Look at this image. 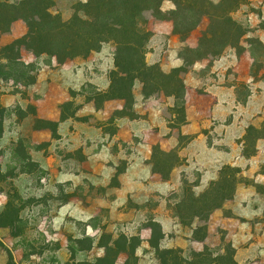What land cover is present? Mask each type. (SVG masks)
Masks as SVG:
<instances>
[{"label": "crops", "instance_id": "crops-1", "mask_svg": "<svg viewBox=\"0 0 264 264\" xmlns=\"http://www.w3.org/2000/svg\"><path fill=\"white\" fill-rule=\"evenodd\" d=\"M209 2L220 7L204 11L199 25L187 38L186 44L194 54L196 68L212 65L213 74L217 77V80L208 86L213 100V132L225 131V139H235L237 130L242 129V124H248L245 118H238L236 109L239 107L254 108L251 115L254 125L264 122V78H261L264 76V57H257L253 47L254 40L264 46V0ZM162 30L170 32V24L156 26L158 33L162 34ZM152 39L141 43L140 47H119L116 57L113 58L117 63L115 70H119L121 65L119 72L134 71L143 64L158 62L159 47H154L156 44ZM95 55L105 61L112 58L106 56L104 49ZM92 59L93 57L84 61L83 65L87 68L85 73L83 66L74 65L73 62L47 73L43 70L44 73L38 75L37 82L31 87L30 99H23L20 94L1 96L0 103L16 101L21 102L23 107L31 104L28 112L25 109L20 111L21 116H33L42 123V127L33 131L31 148L23 151L22 155L29 154L32 162L45 177L33 180L30 175L19 174L11 183L14 188L9 191L11 195L4 190L9 187V183H0V217L4 219V224L0 226V242L5 247L0 248V254L5 253L0 264H41L42 255L50 251L54 254L49 264H77L76 256L71 259V251L74 249L86 255L88 261L85 264H102L107 258L104 250L111 246L116 238L115 230L133 231L135 227L140 242L135 249V264H158L150 248L152 231L147 225H141L143 213L140 206H137L142 203V199L148 198L147 192L155 191L160 194V204L152 211L153 221L161 226L163 235L157 246L166 250L187 246L188 235L183 233V229L172 218L167 208L168 201L164 198V195L175 188L173 176L178 169L174 168L170 176L161 177L151 173L149 166L137 154H133L125 164V151L122 147L116 152H111L105 144L98 145L96 149L93 143L88 144L87 131L90 125L86 118L90 115L88 106H91V102L87 103L81 93L85 80L80 81L95 76L88 74ZM258 60L262 66L256 72ZM123 61L133 62L135 68L125 69ZM101 76L95 87L98 91L106 92L110 85L106 76ZM235 82H244L250 90L242 106L237 102ZM184 83L187 85L186 79ZM204 84L202 81L201 87ZM113 86L121 88L122 98L106 101V106H109V103L118 105L124 102L125 91L133 94V99L128 100V103L135 102L139 96L146 99L152 108L165 102L168 111L166 117L158 115L155 110L147 121L149 126L151 123L160 126L157 134L150 137V143H159L160 149L169 152L177 145L181 136L194 137L187 147L179 150L178 156L190 163L199 160L200 156L193 151L195 146H202L205 117L203 113L188 111L198 108V102L188 100L185 95L187 86L179 88L180 95L169 90L167 94H175L169 98L162 95L151 80L148 84L119 83ZM196 90L200 91L199 83ZM178 98H182L177 101L179 108H171ZM167 123L175 126L164 125ZM127 124L135 126V121L126 122L123 117L117 120V132L114 137L118 145L125 141ZM169 131H172L171 136L162 137ZM9 134L5 125L0 141H6ZM57 134L61 137H56ZM34 144L36 147L32 149ZM233 153L234 150L227 153L224 161L230 162L234 158ZM258 155L263 157V164L264 144L260 147ZM104 157H110L111 163L109 160H103ZM253 161L252 159L251 162ZM259 168L258 164L246 167L244 175L264 183V172H259ZM205 173V176L209 174L210 169ZM149 178L151 180H148ZM142 179L145 182H142ZM141 190H145V193ZM34 192H37L38 196L36 204L26 206V200L33 199L29 196ZM25 193L27 197L22 202L20 196ZM255 202L256 199H250L252 212L249 228L245 233L241 230L234 233L236 238H243L242 243L239 241V244L234 245L235 264H264V206H257ZM34 214L39 215L38 227L34 230L29 228V232L38 234L41 244L36 243L38 254L35 255L34 261H29L23 255L24 247L19 244L23 235L22 229L12 221L27 216L28 219H33ZM31 242L35 243L34 240ZM50 245L53 250H48ZM128 259L127 251H118L112 257L111 264H129Z\"/></svg>", "mask_w": 264, "mask_h": 264}, {"label": "rangeland", "instance_id": "rangeland-1", "mask_svg": "<svg viewBox=\"0 0 264 264\" xmlns=\"http://www.w3.org/2000/svg\"><path fill=\"white\" fill-rule=\"evenodd\" d=\"M87 1L0 0V99L2 95L6 94H20L21 98L30 99L31 87L37 82L38 75L44 73L43 70L47 73L71 62L74 65L84 67V61L93 57L90 61L91 69L88 70V74L95 76L80 81L84 82L85 80L81 93L87 103L91 102V106H88L90 115L86 118V122L90 125L87 131L88 144L93 143L95 149L98 145L105 144L111 152H116L118 148L122 147L125 151V164L132 158L133 154H137L149 166L151 173L161 177L170 176L174 168L178 169L173 176L175 188L164 195V198L168 201L167 208L170 210L172 218L183 229V233L188 235L186 247L166 250L157 246L159 241L157 238L161 235L162 228L161 226L159 228L158 223L153 221L152 211L160 204L158 192H147L148 198L142 199V203L137 205L140 206L143 213L140 220L141 225H147L150 229L155 230V238H151L150 248L157 258L158 264H231L235 254L234 245L239 244V241L243 242V238H236L234 233L239 230L245 233L249 228L252 212L250 199H256L257 206H264V183L256 182L254 178L244 175L246 167L256 164L260 165L258 171L264 172V163L261 164L263 157L258 155L260 147L264 144V122L257 126L254 125L251 118L254 108L242 109L239 107L236 109L238 118H245L248 124H242V129L237 130L235 139H225V131L213 132V100L211 99V92L208 91V86L217 80V77L213 74L212 65L207 64L204 68H196L194 54L186 44L187 39L183 37L187 27L181 20L182 16L179 15L183 9L181 7L176 10L174 4L168 0L160 1L158 4L148 2L140 8L134 9L135 14L140 18L135 24H119L118 31L122 35H131L127 41L135 44H103L98 53L104 49L106 56H112L109 61L101 60L100 56H96L97 53L93 52L90 54L82 52L79 57L72 61L67 60L68 55L65 54H61L60 58L56 59L53 52L57 48L54 45L48 46L44 37V21L38 17V14L43 13L40 10L41 7L49 8L51 13L67 21ZM217 7L220 6H214L210 2L208 4L202 3L201 19L204 11H211ZM174 10L179 15L175 16L178 17L175 24L171 21L174 19V15H172ZM166 23L170 24L171 31L162 30V34L158 33L156 26ZM151 39L156 44L154 47H159L158 62L143 64L135 68L133 62L123 61L125 69L135 68V70L119 72L122 68L121 65L119 70H115L117 63L113 61V58L116 57L119 47L125 45L140 47L141 43ZM253 45L257 57H264V46L258 40H254ZM261 66L262 64L258 60L255 67L256 72ZM84 68L85 73L87 68ZM101 74L106 76L110 85L106 92L98 91L95 87V83H99L102 78ZM261 78L263 79L264 76ZM185 79L187 85L184 83ZM150 80L153 86L159 88L166 98L175 95L173 93L167 94L169 90L178 92L180 87L187 86L185 95H187L188 100L198 102V108L188 109L191 113H203L205 117V136L202 146H195L193 151L200 156L197 162H186L185 158L178 156L179 150L187 147L194 137L181 136L177 145L169 152L160 149L159 143H150V137L157 134L160 126L156 123H151L149 126L147 121L155 110H157L158 115L163 118L166 117L168 111L165 102L152 108L146 99L139 96L135 102L128 103V100L133 99V94L125 91L124 102H120L118 105L116 103H109V106L105 105L106 101L122 98L123 91L121 88L114 87V84H148ZM202 81L205 83L203 87L200 85ZM198 83L200 91L196 90ZM235 85L237 102L242 106L245 104L250 90L244 82H235ZM204 89L206 90L204 91ZM178 94L180 95V92ZM181 100L182 98H178L171 108H179L180 104L177 101ZM194 105L197 104L194 103ZM30 106L31 104H26L23 107L21 102L16 101L7 104L0 103V140L5 125L10 133L6 141H0V183L3 181L9 183L7 184L9 187L4 189L8 194L9 191L14 190L11 183L21 173L30 175L33 180H40L45 177L44 173L32 162L29 154L22 155L23 151L31 148L33 131L42 127V123L33 116H21L20 111L25 109L28 112ZM122 117L126 122L128 120L135 121V126H128V124L125 126V141L118 145L114 136L117 132V120ZM164 125L175 126L172 123ZM171 134L172 131H169L166 136L162 137H169ZM56 137L60 138L61 136L57 134ZM32 146V149H35L36 145ZM233 150L234 158L230 162H225L226 154ZM105 159L109 160V163L112 161L110 157H104L103 160ZM252 159L253 162H251ZM95 161L96 157L93 164ZM208 168L210 173L205 176ZM149 177H151L150 174ZM142 182L145 181L142 179ZM216 184L221 187H228L232 191V197L229 200H223L221 194H214L211 197L212 203L206 206L202 201H197L205 192L211 191L212 193V190L217 186ZM15 190L23 189L15 188ZM141 191L145 193V190ZM20 197L23 202L27 195L25 193ZM29 197L33 199H27L25 205L33 203L34 206L37 202V192L30 194ZM216 204L218 206L214 208ZM203 207H210L215 210L205 218H196L203 211ZM38 218L39 215L34 214L33 219H28L27 216L12 221L16 222L18 228L22 229L23 235H21L19 244L24 247L23 255L29 261H34L35 255L38 254L37 247H35L36 243L41 244L39 235L35 232H29L30 229H37ZM168 223L171 225L170 221ZM3 224L4 219L0 217V226ZM115 234L116 238L113 244L104 250L107 258L102 264H111L112 257L118 251H127L129 254L127 262L135 264V249L140 245L136 236L137 228L126 232L115 230ZM131 234L134 236L130 237ZM30 239L34 240L35 243L32 244ZM0 248H5L1 242ZM48 250H53V247L50 245ZM201 253L203 256H200ZM3 254L5 255V253ZM53 254L52 251L45 252L40 263L49 264ZM2 255L0 254V261L3 259ZM9 255L11 256L10 253ZM75 256L77 264H85L88 261L84 253L74 249L71 251V259Z\"/></svg>", "mask_w": 264, "mask_h": 264}, {"label": "trees", "instance_id": "trees-1", "mask_svg": "<svg viewBox=\"0 0 264 264\" xmlns=\"http://www.w3.org/2000/svg\"><path fill=\"white\" fill-rule=\"evenodd\" d=\"M160 1L164 0H88L79 7V10L70 20L64 21L60 16L51 13L49 8L42 7L40 10L43 13L38 14V17L44 21V37L48 46L54 45L57 48L54 52L52 51L53 56L59 59L61 54H65L68 55L67 60L72 61L79 57L82 52L98 53L103 44H135L127 41L131 35H122L118 31L119 24H135L140 18L135 14L134 9L140 8L148 2L158 4ZM168 1L174 4L176 10L182 7L183 10L179 15L182 16L181 20L187 26L183 34V37L187 39L201 21L202 3L208 4L209 0ZM172 15H174V19L171 21L175 24V20L178 19L175 16L178 15V12L174 10ZM216 185L212 193L211 191L205 192L197 201H202L206 206L212 203L211 197L214 194H221L223 200H229L232 197V191L228 187ZM216 206L218 204L214 208ZM214 208L203 207V211L196 218L209 216L215 210ZM157 225L160 228V225ZM151 230L152 238H155V230L153 228ZM161 238L162 231L157 239L160 240ZM200 256H203V253ZM231 264H235V261L232 260Z\"/></svg>", "mask_w": 264, "mask_h": 264}]
</instances>
